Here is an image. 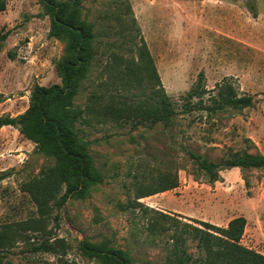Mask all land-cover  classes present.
Listing matches in <instances>:
<instances>
[{
	"label": "rangeland",
	"instance_id": "rangeland-1",
	"mask_svg": "<svg viewBox=\"0 0 264 264\" xmlns=\"http://www.w3.org/2000/svg\"><path fill=\"white\" fill-rule=\"evenodd\" d=\"M250 1L131 0L128 11L120 0H84V16L96 26L98 53L77 105L85 107L93 91L116 92L111 55L137 56L143 37L178 114L169 125L101 121L93 114L90 125H79L80 133L95 141L91 151L105 182L88 198H69L62 207L51 202L45 215L25 186L53 160L17 128L0 126V172L9 173L0 183V230L9 223L24 226L5 250L3 264H101L83 253V241H110L136 264H171L173 237L182 229L152 232L148 226L155 212L126 208L138 183L155 186L163 174L176 175L179 185L139 199L145 207L195 225L193 219L224 227L243 215L242 243L264 254V167L224 169L211 181L190 157L202 154L220 162L231 148L264 155V0H252L257 15ZM42 13L38 0H7L0 10V117L26 111L36 83L61 82L56 64L65 42L49 37L50 18ZM201 72L206 105L214 104L210 97L225 80L240 95H253L254 105L215 112L196 105L187 112L183 96ZM154 87L145 75L141 86L122 92L141 97L142 90ZM184 237L189 253L201 256L197 241Z\"/></svg>",
	"mask_w": 264,
	"mask_h": 264
},
{
	"label": "trees",
	"instance_id": "trees-1",
	"mask_svg": "<svg viewBox=\"0 0 264 264\" xmlns=\"http://www.w3.org/2000/svg\"><path fill=\"white\" fill-rule=\"evenodd\" d=\"M131 0H120L131 11ZM43 7L42 15L50 18L49 37L65 42V53L57 62L60 83L42 85L36 83L31 91L30 104L26 111L11 117H0V126H13L27 139L35 143L36 151L53 160L52 164L43 166L39 173L25 186L40 213L45 215L51 209L50 203L62 207L69 198H88L92 189L105 182V174L97 165L91 147L95 141L84 138L80 124H91L92 115L101 121L163 123L169 125L178 114L173 100L166 92L154 65L153 57L145 39L141 38L137 56L130 58L120 53H112L116 65L114 82L116 92L99 93L93 91L89 103L80 107L76 98L83 83L89 78L98 53L97 32L95 23L84 16V0H38ZM254 15H257V4H248ZM7 7V0H0V10ZM147 75L157 87L150 91L142 90L143 96L137 93H123L132 86H141ZM155 80V81H153ZM218 93L210 98L212 106L204 103L208 92L206 77L199 74L196 84L183 96L185 110L198 109L215 112L230 107L243 109L254 105V96L240 95L233 84L223 81L217 85ZM139 97V98H138ZM198 99L194 101V99ZM97 142V141H96ZM190 157L203 170L211 181H217L224 169L263 168L264 155L252 153L247 148L230 149L220 161H212L202 154L190 153ZM9 176L0 172V183ZM179 185L178 177L163 174L155 186L145 187L138 183L134 199L127 204V209L143 211L152 210L148 226L150 231L167 230L171 227L182 229L176 231L172 248L171 264H264V254L242 243L247 225L243 215L232 218L227 226H218L207 221L193 219L195 224L184 223L178 218L163 211L145 207L139 199L159 192L172 190ZM63 192V193H62ZM60 193H62L60 195ZM150 208V209H149ZM166 220L170 225L161 224ZM28 224V223H26ZM22 224H4L0 230V264H3L5 250L18 240L22 234ZM189 234L197 241L201 256L194 258L185 247V235ZM41 248V247H37ZM83 253L98 260L101 264H136L127 250L111 245L110 241H83Z\"/></svg>",
	"mask_w": 264,
	"mask_h": 264
}]
</instances>
